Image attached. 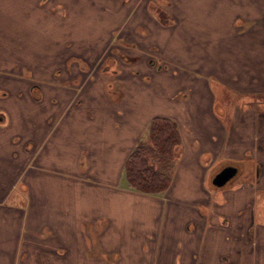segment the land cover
Masks as SVG:
<instances>
[{
	"label": "crops",
	"instance_id": "obj_1",
	"mask_svg": "<svg viewBox=\"0 0 264 264\" xmlns=\"http://www.w3.org/2000/svg\"><path fill=\"white\" fill-rule=\"evenodd\" d=\"M51 1L73 49L0 58V264H264V0H161L167 21L155 0ZM118 40L167 62L141 56L116 88L99 67ZM154 116L180 150L170 186L144 194L123 166Z\"/></svg>",
	"mask_w": 264,
	"mask_h": 264
},
{
	"label": "rangeland",
	"instance_id": "obj_2",
	"mask_svg": "<svg viewBox=\"0 0 264 264\" xmlns=\"http://www.w3.org/2000/svg\"><path fill=\"white\" fill-rule=\"evenodd\" d=\"M162 2L163 1L161 0L159 1L155 0L152 4L154 6V9L156 10L155 12H158V15L160 16L159 18L161 19V21L162 19H165V20L168 19V17L166 16V13H163L162 11L163 10ZM52 4H53V1L51 0H9L8 3L3 4L5 9H11L13 10V12L9 14L8 18H6L4 22L0 20V27H2V29L6 25H9L12 27V31H10L12 40H9L8 42H6V40H1V43H0V58L1 59L6 58L7 55L8 56L13 55L14 59L20 58L22 61H24L25 57L29 54L30 50L36 51V52H38L39 50L40 53L43 52L42 54L57 53L58 56L60 57L62 50H63L62 54L67 55L69 51L73 49L70 44L73 40L66 41V37L68 35L70 36V39H73V37L71 36L72 32L63 30V27L60 24V23H64L65 17L60 14H57V15L55 14L57 11H58L57 13H61L62 10H58L59 6L53 7ZM47 9H48V13H46ZM95 15L98 18L97 20L101 22L99 15L97 14ZM88 17L89 15H85L84 17L77 16L75 20L76 21L80 20L83 23H85V20L87 21ZM105 18H104V21H105ZM60 20H62L63 22H61ZM129 33L130 32H128V35ZM28 42L32 44L28 45ZM117 43H118L117 46H114L112 48L110 47L107 48L106 57L108 58H106L105 62L103 61L104 67L103 68L99 67V69L101 70L109 69L110 67H111L110 70L111 69L115 70V74L112 75L111 77L112 81H109L108 84L112 82L114 83L116 88H123L124 82L121 81L119 78H117L116 75L119 72L121 73L127 65H128L127 67L128 70H133V73L139 74L140 70L143 69L144 71V64L142 62L141 65L136 67L134 65L136 64V62L138 64L139 61H145V59L147 58V61H148L147 63H155V65L158 64V67H159V64L167 62L166 59L163 58L164 56L162 57L161 55L162 52H159V48L157 47L142 48V47L134 46L131 44L124 46L126 44L122 43L121 41H118ZM11 44H13V46H11ZM21 44L24 47L20 46ZM30 46H33V47H30ZM83 50L84 48L77 47L78 53H81ZM101 50L102 48H93L91 54L96 55V53H98V51H101ZM153 51H156V52H153ZM145 55L147 57L141 59V56L145 57ZM144 63H146V61ZM84 64L82 65L85 66ZM130 66H133V67H130ZM34 67L36 69L40 68L37 64H34ZM22 69L24 68L20 67V70ZM27 71L29 70H26V72ZM143 79L147 82L149 80V75L145 74L143 76ZM80 81H82L81 78H80ZM258 97L259 96H257V98ZM238 100H239V97L232 95L230 96V100H228V103H230V105H233L235 104V102H238ZM261 100L264 101V96H263V99ZM159 101H160V104L164 103L163 100H159ZM218 165L219 163L218 164L215 163L213 167H211V170L207 172V182H208V176L212 172L215 171Z\"/></svg>",
	"mask_w": 264,
	"mask_h": 264
},
{
	"label": "trees",
	"instance_id": "obj_3",
	"mask_svg": "<svg viewBox=\"0 0 264 264\" xmlns=\"http://www.w3.org/2000/svg\"><path fill=\"white\" fill-rule=\"evenodd\" d=\"M180 135L174 119L154 116L146 135L127 157L123 177L127 187L144 194H159L171 184L179 155Z\"/></svg>",
	"mask_w": 264,
	"mask_h": 264
},
{
	"label": "water",
	"instance_id": "obj_4",
	"mask_svg": "<svg viewBox=\"0 0 264 264\" xmlns=\"http://www.w3.org/2000/svg\"><path fill=\"white\" fill-rule=\"evenodd\" d=\"M237 173V167L227 165L222 167L216 174H214L211 182L217 187H221L229 182Z\"/></svg>",
	"mask_w": 264,
	"mask_h": 264
},
{
	"label": "flooded vegetation",
	"instance_id": "obj_5",
	"mask_svg": "<svg viewBox=\"0 0 264 264\" xmlns=\"http://www.w3.org/2000/svg\"><path fill=\"white\" fill-rule=\"evenodd\" d=\"M119 41V40H118ZM237 167V166H236ZM237 169H238V167H237Z\"/></svg>",
	"mask_w": 264,
	"mask_h": 264
}]
</instances>
